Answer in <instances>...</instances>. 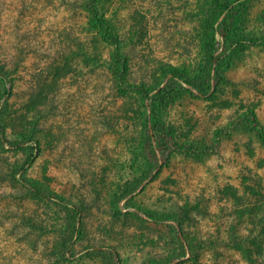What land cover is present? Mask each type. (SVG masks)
Wrapping results in <instances>:
<instances>
[{"label": "rangeland", "instance_id": "374dc122", "mask_svg": "<svg viewBox=\"0 0 264 264\" xmlns=\"http://www.w3.org/2000/svg\"><path fill=\"white\" fill-rule=\"evenodd\" d=\"M213 1L0 0V264H264V0L200 97Z\"/></svg>", "mask_w": 264, "mask_h": 264}, {"label": "trees", "instance_id": "16d2710c", "mask_svg": "<svg viewBox=\"0 0 264 264\" xmlns=\"http://www.w3.org/2000/svg\"><path fill=\"white\" fill-rule=\"evenodd\" d=\"M249 1L250 0L213 1L212 11L209 15L210 39L206 45L207 55L204 67L202 68L201 73L194 77L193 80L183 81L200 97L208 96L217 86L218 82L222 80V70L228 63L229 53L232 50V44L234 43L233 29L235 21L239 14L246 10ZM84 6L90 11L91 16L98 26L102 40L105 43L111 42L113 37L110 33V29L104 19L100 16L95 5L85 3ZM0 73H3L2 67H0ZM170 74L171 77L166 81V83L162 87L155 90L152 96L153 101L168 103L177 97L178 91L176 90L175 84L184 80V77L179 74L177 69H171ZM251 120L255 127L252 117ZM150 124V128L147 126L145 128L146 149L164 152L166 148H175L171 135L160 129V125L158 122L156 123V119H151ZM1 135L3 136V131H1ZM153 137L154 140H152ZM262 138L264 140L263 135ZM4 140L5 139L3 137V141ZM9 144L11 145V143ZM11 146L20 148V144H14ZM32 190L37 197L44 199L54 198L53 194H50L40 188L34 187ZM70 212V217H72V226L75 228L76 224H78L77 220L80 212L78 209H71ZM148 217L154 222L161 221V219L155 217L154 215H148Z\"/></svg>", "mask_w": 264, "mask_h": 264}]
</instances>
